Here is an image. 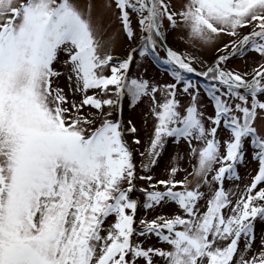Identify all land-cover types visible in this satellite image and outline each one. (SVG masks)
Listing matches in <instances>:
<instances>
[{
	"label": "snow or ice",
	"instance_id": "snow-or-ice-1",
	"mask_svg": "<svg viewBox=\"0 0 264 264\" xmlns=\"http://www.w3.org/2000/svg\"><path fill=\"white\" fill-rule=\"evenodd\" d=\"M96 7L0 0V264H264V0H105L122 56ZM177 30L212 60L170 46ZM249 54L250 72L228 67ZM152 67L171 82L145 78ZM144 99L155 122L138 174L123 110ZM169 141L188 146L182 179L178 163L151 172Z\"/></svg>",
	"mask_w": 264,
	"mask_h": 264
},
{
	"label": "rangeland",
	"instance_id": "rangeland-1",
	"mask_svg": "<svg viewBox=\"0 0 264 264\" xmlns=\"http://www.w3.org/2000/svg\"><path fill=\"white\" fill-rule=\"evenodd\" d=\"M79 2L86 6L89 3H93L97 7L94 8V16L100 15L103 17V25L107 29V35L111 36L115 34V39L114 42L111 46V52L114 56H122L125 53V50L127 48V39L126 37L120 32V24L118 21L115 20L114 17L111 16V14L105 10H103L100 5H102L105 0H101L99 4H95V0H79ZM135 19V18H133ZM165 27H167V21H165ZM250 29L244 28L242 30L243 33H247ZM184 33L182 31H174V32H169L167 36L168 44L172 46L175 50L178 51H187L190 53H193L194 55H200L204 60L210 61L212 60L215 52L214 49L211 47L206 50V51H200L197 52L195 48H193L191 45L186 44L183 42L182 39H180L181 36H183ZM107 38V36L105 37ZM229 40V37L224 36L221 38L220 43H226ZM161 55H164L163 52H161ZM249 63L248 66L245 64V58H240L237 57L235 59H231L228 62V67L235 69L237 71H251V68L254 66H257L252 63V56L251 54L248 55L247 57ZM256 61H259V57H255ZM199 67V66H198ZM141 73L139 70L136 68H133L131 75L133 76H139ZM145 78H149L152 80H155L159 83H165V82H171L170 77L166 74L157 69L156 67H152L149 69L147 76ZM199 79V78H197ZM61 85L63 86V79L60 81ZM67 91V89H65ZM157 100H162V97L158 94L157 95ZM190 102L188 97H185L182 101L185 105H188ZM199 105L205 106L204 111L207 115H211L213 113V107L211 105V102L208 100L206 95L204 94L203 91H201L200 98H199ZM149 100L144 99L143 102L139 103L135 108L129 107L127 104L124 106L123 110V117L125 121L131 120L133 124L137 127L138 129V137L140 139V144L136 145V155H135V163L137 165V172L138 174H143L141 171L140 165L142 161L145 159L144 157L140 156L139 153L145 152L146 149L149 147V136L152 132L153 124H154V119L149 113ZM115 115V113H114ZM146 121V122H145ZM254 126L257 127V129L261 132H264V110H257V116L254 121ZM219 136L220 137H226L227 132L224 131L223 128L219 130ZM188 151V146L186 143L181 141L179 144L173 143L172 141H169L167 144L164 152L162 155L158 158L157 164L152 168L151 172L154 176L161 177L163 178L165 175V170L173 163H178L179 167L181 168L180 174L177 176V179H182L187 172L191 171V167L189 164V161L187 160L185 154ZM179 155L180 157H185L184 159H179L178 161H174L173 157ZM250 160V157L248 158ZM191 164H195V160L191 161ZM256 167L255 164L253 163H248L247 168L245 167H240L239 172L242 177L247 179L246 173ZM189 179L191 180L192 177L189 176ZM138 187H146V182L137 180L136 181ZM224 187L226 189L228 188H235V185L229 182H225ZM241 187L243 185L241 184ZM138 199H142L140 194L137 192L134 194ZM175 206L171 207H166L162 211L164 213H171L174 212ZM161 211L160 209H157V212ZM145 215L147 216L148 219L154 218L156 213L152 212L149 210L147 214L145 213L144 209L141 207L137 211V218H145ZM256 233L257 236L259 237L261 232H264V223H261L259 220L256 222ZM156 240L153 238L149 244H155ZM145 246H148L146 244ZM166 248L167 246L164 245Z\"/></svg>",
	"mask_w": 264,
	"mask_h": 264
},
{
	"label": "bare ground",
	"instance_id": "bare-ground-1",
	"mask_svg": "<svg viewBox=\"0 0 264 264\" xmlns=\"http://www.w3.org/2000/svg\"><path fill=\"white\" fill-rule=\"evenodd\" d=\"M99 2H101V0H95V4H99Z\"/></svg>",
	"mask_w": 264,
	"mask_h": 264
}]
</instances>
